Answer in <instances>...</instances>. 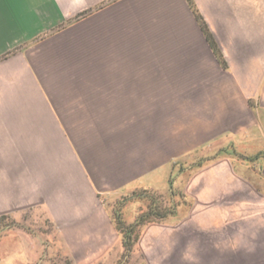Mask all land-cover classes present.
<instances>
[{
    "label": "crops",
    "instance_id": "obj_1",
    "mask_svg": "<svg viewBox=\"0 0 264 264\" xmlns=\"http://www.w3.org/2000/svg\"><path fill=\"white\" fill-rule=\"evenodd\" d=\"M84 10L88 70L128 69L112 39L149 28L153 76L73 78L58 36L15 53ZM9 167L11 215L45 214L49 260L264 264V0H0V181ZM30 244L11 254L26 264Z\"/></svg>",
    "mask_w": 264,
    "mask_h": 264
},
{
    "label": "rangeland",
    "instance_id": "obj_2",
    "mask_svg": "<svg viewBox=\"0 0 264 264\" xmlns=\"http://www.w3.org/2000/svg\"><path fill=\"white\" fill-rule=\"evenodd\" d=\"M118 0H112L113 3ZM100 6H96L95 10H98ZM87 18L88 11H81L79 14L70 16L65 19L60 25L56 28L50 30L46 34H43L40 37H37L33 41L27 43L25 46L20 47L16 50L15 53L20 51L27 50V53L33 54L35 49L43 46L44 40H47L51 37L58 36V38H62L66 43H73V45L78 46V53H56V66H66L64 72L69 74L71 77H89L95 76L97 78L103 77H135V76H143L145 78H150L153 76V72L151 69L152 64V46L153 42H157L158 39L152 38L150 35L152 34L151 29L143 28L139 30V33L143 34V37L139 38H128L126 42V48L124 47L123 39L122 43H120L119 39H112V52L109 54L108 60L112 61L113 65H116L120 62L124 63L128 67V69L123 70H103L102 68H97L95 70H88V59L89 56L87 54V46L89 44V39L87 37H78L74 34L75 30H80L81 33H84L87 29ZM85 29V30H82ZM86 33V31H85ZM74 35V36H73ZM96 64H103V59L100 60L99 53L101 48L99 47V43L102 42V39L96 38ZM93 42V39H92ZM100 48V49H99ZM31 49V50H30ZM12 52L11 57L15 55ZM91 57V55H90ZM79 59L77 61V59ZM79 63V69L77 68L76 63ZM91 61V60H90ZM135 62H138L143 65L142 71H136L135 69H131V66H135ZM63 70V69H59ZM157 73V72H156ZM162 76V71H160V77ZM60 83V81H58ZM64 82V81H63ZM77 88V87H75ZM82 88V87H80ZM95 93H104V89L108 87H104L103 85H96ZM121 87H111L112 92L114 89H120ZM144 87V90L146 91ZM212 155V154H211ZM208 155L207 157H209ZM207 158L197 156L192 163L201 162L206 160ZM190 163H187L185 166H180L179 169L182 170L184 167L189 166ZM13 169V167H12ZM22 167L20 168V170ZM178 169V166L176 167ZM20 175H22L19 172ZM1 177H5V180L0 181V207L7 210L6 213L0 214V264H25L22 261V256L11 254V243H20L21 249L23 251L22 244L29 242L32 248V258L26 264H60L58 261V256H54V258L49 260L47 243L54 242L53 238H51V224H49L45 214L40 212H22L16 215H11V189L15 186L16 183H12L11 187V167H9V174L2 175ZM8 179V180H7ZM22 183V182H20ZM149 208L152 213H164L167 210L166 207H163V203H167L168 195L166 194H151L149 195ZM175 202V201H174ZM185 208H191L196 210H201V207L195 208L192 203L189 201L182 200ZM177 203L180 204L181 200H177ZM230 204V198L225 200V206ZM192 205V206H191ZM115 221L117 223L118 228L122 230H126L127 226L123 223L121 218L118 215H115ZM26 233V235L24 234ZM48 258V259H47ZM21 259V260H20ZM54 260V261H53ZM115 264H121L117 262ZM126 264V263H123Z\"/></svg>",
    "mask_w": 264,
    "mask_h": 264
},
{
    "label": "trees",
    "instance_id": "obj_3",
    "mask_svg": "<svg viewBox=\"0 0 264 264\" xmlns=\"http://www.w3.org/2000/svg\"><path fill=\"white\" fill-rule=\"evenodd\" d=\"M149 212L150 213H152V211H150V208H149ZM152 214H154V215H156V213H152ZM124 223V222H123ZM125 229H127V228H125ZM128 243V242H127ZM128 245V244H127Z\"/></svg>",
    "mask_w": 264,
    "mask_h": 264
}]
</instances>
